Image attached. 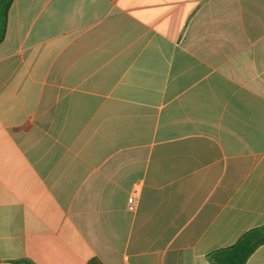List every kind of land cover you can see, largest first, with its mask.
I'll list each match as a JSON object with an SVG mask.
<instances>
[{
	"label": "crops",
	"instance_id": "obj_1",
	"mask_svg": "<svg viewBox=\"0 0 264 264\" xmlns=\"http://www.w3.org/2000/svg\"><path fill=\"white\" fill-rule=\"evenodd\" d=\"M262 225L264 0L13 1L0 264H211Z\"/></svg>",
	"mask_w": 264,
	"mask_h": 264
},
{
	"label": "trees",
	"instance_id": "obj_2",
	"mask_svg": "<svg viewBox=\"0 0 264 264\" xmlns=\"http://www.w3.org/2000/svg\"><path fill=\"white\" fill-rule=\"evenodd\" d=\"M14 0H0V44L5 38L8 15ZM264 244V225L245 232L233 245L211 252V264H246L258 247ZM91 264H102L92 259Z\"/></svg>",
	"mask_w": 264,
	"mask_h": 264
},
{
	"label": "built area",
	"instance_id": "obj_3",
	"mask_svg": "<svg viewBox=\"0 0 264 264\" xmlns=\"http://www.w3.org/2000/svg\"><path fill=\"white\" fill-rule=\"evenodd\" d=\"M138 197L135 194H132L128 199V209L134 212L137 208Z\"/></svg>",
	"mask_w": 264,
	"mask_h": 264
}]
</instances>
